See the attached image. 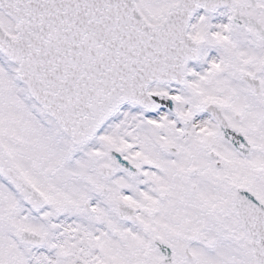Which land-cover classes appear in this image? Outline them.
I'll use <instances>...</instances> for the list:
<instances>
[{
  "label": "snow or ice",
  "instance_id": "6c2138e0",
  "mask_svg": "<svg viewBox=\"0 0 264 264\" xmlns=\"http://www.w3.org/2000/svg\"><path fill=\"white\" fill-rule=\"evenodd\" d=\"M0 264H264V0H0Z\"/></svg>",
  "mask_w": 264,
  "mask_h": 264
}]
</instances>
